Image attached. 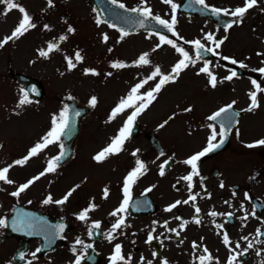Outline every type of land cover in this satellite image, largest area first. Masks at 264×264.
<instances>
[{
  "label": "rangeland",
  "instance_id": "rangeland-1",
  "mask_svg": "<svg viewBox=\"0 0 264 264\" xmlns=\"http://www.w3.org/2000/svg\"><path fill=\"white\" fill-rule=\"evenodd\" d=\"M214 1L224 5L233 2V0ZM16 2L21 4L32 17L34 27L0 46V168L11 165V178L15 181L13 185L35 176L51 157L59 154L60 142H56L46 146L41 155H36L32 159L30 157L27 160L28 163H13L26 156L28 150L50 129L51 117L54 114L58 115L64 107L61 102L63 98H75L84 105H90L92 111L83 121L81 133L75 143L74 156L68 163L57 167L53 172L46 173L42 179L34 181V184L23 190L19 196L11 194L10 191L14 188L12 184H0V218L6 220L12 208L18 203H23L43 210L54 217H62L70 221L74 229L67 234V239L59 243L54 252L48 256L33 257L31 255L33 251H31L29 254L31 262L28 263L67 264L72 261L75 253L82 252V245L88 241L86 232L90 222L104 219L110 207L121 201L123 188H120V192L119 186H123L127 171L136 165V160L149 163L151 170L155 171L159 162L168 158V156L158 157L150 149L145 135L141 132L137 137L127 139L117 154H107L99 162L94 159V156L111 142L123 126L124 122L117 115L111 119L109 117L112 108L130 92L133 87L132 81L133 83L136 79H139L137 82L145 81L142 89L150 88L158 76L150 81L145 78L151 76L155 67L159 66L161 72L170 70L181 57L168 43H160V46L156 47L159 43L154 38L151 40L147 37L136 36L128 39L127 43L121 44L117 38L115 39L116 34L110 28L101 22L97 23L99 19L88 0H53L51 6L48 0H16ZM120 2L133 8L143 6V0H120ZM146 3L156 13L165 14L171 19L170 3H165V0H146ZM172 3L177 5L178 0H172ZM22 15L18 9L7 10L6 6L0 3V40L11 34L18 26ZM175 16L186 38L197 36L199 26L197 18H183L177 11ZM45 24L49 27L45 28ZM69 26L74 31L69 32ZM104 35L108 37L106 41L103 39ZM61 36L66 38L61 40ZM49 43H55L58 47L49 51L47 57H41L39 50H47ZM229 45L233 46L236 52L246 51L245 53H248L263 50L264 26H259L256 30L250 26L239 28ZM77 51L83 57L80 61L75 60ZM143 53L148 54L150 61L144 64L146 66L129 64L127 68L121 70L112 67L116 61L137 60ZM66 57L72 59L75 67L71 69L67 67ZM86 68L96 69V74L85 73ZM187 68L182 77L165 88L155 105L145 113L141 124L142 128L157 131V122L162 119V116L170 114L169 119L172 121L160 131L159 135L163 147L167 149V155H172L177 160L175 168L178 174L191 171L190 166L186 165L184 160L190 156L189 154L197 151L206 140L207 130L203 128L205 123L192 124L191 121L202 120L221 102H227H220L223 99L234 98L238 107L244 106L247 103L246 99L249 98L248 91L254 88L253 78L247 77L234 82L235 92L229 90L225 93L219 86L209 88L208 82L203 81L201 76L199 78V72L196 71L199 68L197 61ZM15 73H23L41 81L44 96L40 101L28 98L27 103H19L26 91L14 78ZM250 73L255 74L252 71ZM92 96L97 97V103L94 106L89 103ZM189 105H191L190 111H182ZM173 113L176 115L171 116ZM249 114L251 117H247L244 122V125L250 122L244 132V136L249 137L243 138L244 140L236 137V140L231 142L230 150L223 151L222 155L207 162L204 170L207 173V169L218 165L225 176L227 185L243 182L242 176L245 175L253 185V193L264 197V148L255 150L245 148L247 141L264 136V97L258 109ZM144 121L149 124H145ZM138 147H141L144 152L136 156L132 150ZM210 175L213 176L211 173ZM172 176L163 179L155 193L158 199L164 196L163 201H160L161 207L178 196L185 197L188 194L190 197L193 193L199 194V182H197L198 187L196 185L189 187L188 184L187 191H182L180 187L171 190L170 185L175 181L174 175ZM162 178L157 172L151 179L159 181ZM145 184L148 183H141L139 187ZM210 184L213 186L210 189L214 192L212 202L219 201L220 196L225 197L228 194L234 196L231 194V188L226 187L224 190L217 188L213 178ZM105 187L109 189V192L107 199L104 200L101 195ZM70 189L74 190L63 206L55 203H42L48 194L56 200ZM243 189L242 186L241 190ZM241 190L236 189L239 194L238 200L241 199ZM180 191L182 193H179ZM101 201H104L102 205H100ZM90 203H95L97 206L92 209L93 217L87 221L77 219V214ZM195 203L197 204V202L188 204V208L182 210L185 213L182 214L187 219H192L195 215L196 212L193 209ZM176 216L175 219L178 222L179 219ZM157 217L163 218L165 215L160 212ZM105 220L107 226L114 221V219ZM190 221L187 233L182 237L184 240L177 241L171 235L172 239L166 241L169 247L163 249L161 255L155 254V259L152 257V251L150 253L148 250V248L152 249V246L146 248L147 245L145 246L142 241L143 234L136 238L132 237L133 240L120 238L119 240H126L125 251L131 257L130 264H137L136 261L141 254H148L143 264H147L149 260L154 261L152 264H161L165 258L170 261V264H199L198 257L201 253L190 246L191 240L201 242L199 232L208 234L203 236L207 242H202L214 250L215 260L223 263L224 249L220 243V236L216 234L214 228H211V221L204 220L202 225ZM251 224L250 221L241 219L233 235L234 238L240 241L242 238L240 231L241 233L247 229L254 231L258 227L257 223L251 222ZM173 226L178 225L173 223ZM199 227L202 228L201 231ZM124 233L120 232L121 235ZM77 238L82 240L83 244L76 243ZM113 242L104 240L98 243V247L101 252H108L111 248L110 243ZM18 244L15 238H9L6 235L5 225H0V264H14L13 255ZM37 245L38 242L33 241L31 250ZM73 247L76 248L75 253L72 251ZM134 254L136 259L134 257L133 262L132 255ZM125 258L127 261L128 257L125 256ZM125 261L123 264H127Z\"/></svg>",
  "mask_w": 264,
  "mask_h": 264
},
{
  "label": "flooded vegetation",
  "instance_id": "flooded-vegetation-1",
  "mask_svg": "<svg viewBox=\"0 0 264 264\" xmlns=\"http://www.w3.org/2000/svg\"><path fill=\"white\" fill-rule=\"evenodd\" d=\"M244 3V0H233V2L224 5V4H217L214 0H205V4L208 5V8L213 7H219V8H225L228 9L229 12L234 10L237 6H242ZM203 5H199V16H197V20L199 22V26L197 27V36L196 39L201 40L202 43H205L207 47H213L212 43L210 41H207L205 37V33H212L215 39L220 40L221 44L219 48H214V51H212V54H210L207 51L201 50V57L197 60L199 64L198 71L201 67H203L204 63L207 62L210 72L215 75L216 77V86L221 87V90H223L225 93H227L229 90L235 92V86L234 82L236 80H242V78L251 77L255 80L259 81L264 87V73H261L258 71L259 68L264 67V52H236L235 48L233 46H230V41L233 40V37L236 35L239 28L250 26L254 30H256L259 26H264V0H258L257 4L254 5L252 8L248 9L245 13V15L240 19V22H235L237 18L232 17L231 15L221 13L216 18H208L203 13ZM228 25L227 28L225 26ZM179 31L182 32L180 28H178ZM177 29V30H178ZM119 35L122 33L118 32ZM184 33V32H183ZM134 36V35H129ZM154 36V35H153ZM186 37V36H185ZM187 41H192V38H186ZM190 55L192 58H195V53L193 51V48L189 47ZM216 52H219L220 55H216ZM253 53V54H251ZM206 55L210 56V58H204ZM228 56L232 59H235L238 63H232V59L224 60L223 57ZM243 63V67L241 66V63ZM235 67H238L240 72H243V75L240 77H236V75L231 79H224V77L231 74L232 71H235ZM255 67V68H254ZM254 70V71H253ZM250 71L254 72L255 74H251ZM201 76V79L203 81L208 82L207 86L210 88L213 87L209 83V76L207 73L200 72L199 71V78ZM218 90V89H217ZM215 90V91H217ZM244 99V98H243ZM221 101H227V102H221ZM232 101H235V99H223L220 100V105L214 108L212 111H210L208 114H206L202 120L199 122L191 121V123H199L204 124V129L207 130L208 135L207 137H210L212 135L213 128H215L216 131V137L215 139H219V132L221 126L215 123L212 120H209L208 117L218 110L220 107L231 103ZM246 102L248 103L249 100L246 99ZM155 103V102H154ZM153 103V104H154ZM247 103L244 105L246 106ZM243 106V107H244ZM233 107L241 110L242 115L237 118V124L231 131L230 136V143L228 148L225 150L229 151L232 140H236V137H241L242 139H247L249 136L245 137L244 132L247 129V127L250 125V122L247 125H244V122L246 121L247 117L250 118L249 110L245 108H239L236 104V102L233 104ZM232 115V120L235 119L236 115L234 111H230ZM137 122L142 123L144 117L137 116ZM160 121L157 123V131L158 135L160 134V131H162L168 123H170L172 120L169 119V115L166 114L165 116L161 117ZM167 120V123L164 124L163 122ZM144 123H148L147 121H144ZM163 124V126H160ZM209 125H212L213 128H210ZM160 137V135H159ZM243 139V140H244ZM250 141H247L245 144V148L248 150H255L248 146V143ZM150 149L154 151L152 146L149 144ZM137 153L144 152L141 147L135 148ZM223 150V151H225ZM222 151V152H223ZM155 152V151H154ZM167 152V149L164 148L163 154ZM222 152L216 154L214 157L208 159L205 163L199 164V215L201 213L205 212H217V216H213L216 221V228L215 232L217 234L224 235L225 233L229 236V242L234 241V233L236 230V227L240 223V220L243 219L245 221L257 223L258 227L254 230H244L242 233L240 231V234L242 235V238L240 242L237 244L240 245V247H236L237 244L233 245V249L231 248L230 251L227 249L224 244L221 246L224 247V254L223 256L229 257L230 255L236 256V261L234 264H264V197L263 196H257L253 193L252 189V183L250 180L246 178L245 175H243V182L240 183H232L228 184L225 180V176L222 174V171L218 168V165H214L211 169H207V174H204L205 172V164L213 159H216L220 155H222ZM210 173L213 175L211 176ZM153 178L150 174L146 173L145 170H142V173L138 176V178L134 182V189L135 193L132 198H139L140 196L144 194H148V197L143 199L140 205L135 207L133 214L131 215L127 209H126V216L131 219L129 222H125L123 226L120 228L125 229L131 237L136 238L143 234V242L146 246H152L153 249L157 250L159 248L161 251L166 246L167 235H174L175 239L177 241H182V234L179 233L177 235L175 232L170 231L171 226H173V223H176L178 226L181 224V221L184 219V216L182 214V210L187 208V203H184L183 201H186V197L178 196L173 199V202L179 200L181 201L180 204L175 205L170 211L167 210L168 205H163L161 207L160 201H163L164 196L160 199L157 198V195L155 194L158 190V187L160 186V182H157L156 180H152ZM211 178L214 179V184L217 188L220 190H224L226 187L231 188V194L234 196H220L219 201H209L208 199H204V194L209 195L210 192L207 190L204 191V183L206 182L210 184ZM221 182L223 183V187H221ZM140 183H148L145 184L143 187L136 188ZM212 186V185H211ZM244 187L243 190H241V187ZM175 187H180L182 191H187V186L185 184H176ZM174 187V188H175ZM213 187V186H212ZM166 188V187H165ZM145 189H150L149 191H145ZM236 189H240L242 191L241 199H239V194ZM180 191L179 193H182ZM213 197V196H212ZM150 200L154 203L152 206V203H150ZM104 201L100 202V205H102ZM243 205V207H241ZM118 208V207H117ZM163 213L165 217L158 218L157 214ZM89 214H92V209L88 212ZM112 213V212H111ZM111 213H109L104 219L101 221V226L108 229L109 226L106 225L105 219H117L119 215H123L122 213H119L118 215L114 216ZM228 213H231V215H226ZM247 214V215H245ZM176 217L179 219L178 222L175 219ZM223 219H226L227 225L223 226ZM165 221H167V225H165ZM256 221V222H255ZM258 221V222H257ZM217 224L221 225V227H217ZM174 226V227H178ZM257 229L260 230V232H257ZM201 231V229H199ZM149 233L152 234V237L155 235H159L162 238V241H157L155 239H152L151 241L148 240ZM201 232H199V240L201 242H207V239L204 238ZM244 237H247V240L244 239ZM155 243H158L159 245H156ZM206 244V243H205ZM249 244H251V247H249ZM201 249V246H200ZM244 249H247L245 252ZM160 254V253H159ZM144 254H141L140 257L137 259V264H143L145 262V259L141 260V257H144ZM133 262L136 259L135 254L132 255ZM135 257V259H134ZM249 262V263H247ZM97 264L103 263L107 264V259H101L96 262ZM110 264V260L109 263ZM208 264V262H207ZM211 264H222L220 261H213L211 260ZM228 264V261H227Z\"/></svg>",
  "mask_w": 264,
  "mask_h": 264
},
{
  "label": "snow or ice",
  "instance_id": "snow-or-ice-1",
  "mask_svg": "<svg viewBox=\"0 0 264 264\" xmlns=\"http://www.w3.org/2000/svg\"><path fill=\"white\" fill-rule=\"evenodd\" d=\"M111 2L114 5H118L120 8L125 7V5L120 2V0H111ZM195 2L200 4V5H203L205 7H209L208 5L205 4V0H195ZM257 2H258V0H244V3L242 6H237L234 10H232L230 12L228 9L219 8V7H213L212 12L217 16H219L221 13L231 15L232 17L237 18L235 22L239 23L240 19L245 15L246 11L248 9L252 8L254 5H256ZM0 3L4 4L6 6L7 10L18 9L23 14L22 19L19 21L18 26H16L13 29L11 34L5 36L2 40H0V46H2L7 41L12 40L14 38H17L19 35H22L23 32L26 31L27 29L34 27V24L32 23V17L27 13L25 8L21 4L16 2V0H0ZM52 3H53V0H48V4L50 6L52 5ZM165 3L171 4L172 16H171L170 21L167 19L161 18V16H159V15L153 16V13L151 12L149 6L146 3V0H143V6L131 8L128 11L133 12V13H139L140 16L144 17V18L152 17L158 23V25H160L164 28H167L169 31H173V25L176 23L175 12H176L177 5L175 3H172V0H165ZM99 22L100 21L97 20V23H99ZM138 23L141 27L144 26V20L143 19L139 20ZM44 27L48 28L49 26L47 24H45ZM112 27H115V25H112ZM227 27H228V25L225 26V28H227ZM68 31L72 32V31H74V29L71 26H69ZM121 31L123 32V29ZM157 34L159 35V33H157ZM205 37H206L207 41H210L212 43L213 47H207L205 45V43H202L201 40H199V39L188 41V43L194 45L195 49H196V58L192 59L189 55V52L186 51L185 48L175 45L172 40L167 39V37H165L164 35L159 36L161 43L167 41L168 44L172 45L176 49V51L179 53L181 58L172 66L170 73L161 72L160 67L156 66L154 71L151 73V76L145 78L147 80V79H151L153 77L158 76L159 80H158V82L155 83L154 86L150 87L149 90L141 93V92H138V90L141 89V87L145 81H141V82L135 84L131 88L128 95L126 97L120 99V101L115 105V107L112 108L111 115H110L109 119L115 117L117 113L121 112L125 108H127L129 106H133V105L135 106V110H133L131 112V114L127 116V119L125 120L123 126L118 130V134L111 139V142L106 147H104L100 152H98L94 156V159L96 161L99 162L103 158H105V156L107 154L116 153V152H119L121 150L125 139L130 134L132 124H133L135 117L138 115V113L140 111H142L145 107H147V105L152 100L155 99L154 93H157L166 82L175 81V79L180 74V72L183 69L187 68L189 66V64H195L196 60L200 59V57H201V50H204L207 52H212V51H214V48L220 47L221 41L215 39L214 36L212 35V33H205ZM65 38L66 37H64V36L60 37L61 40L65 39ZM103 39L106 41L108 39L107 35H104ZM159 46H160L159 44L156 45V47H159ZM57 47H58L57 44L49 43L47 46V50H45V49L39 50V55L41 57H47L49 54V51L56 49ZM109 51H111V49H109ZM216 55H220V53L216 52ZM66 59L68 61L67 67L69 69L75 67V64L73 63L71 58L66 57ZM82 59H83V57L81 56L80 52L77 51L75 53V60L80 61ZM223 59L229 60L232 58H230L228 56H224ZM149 62L150 61L148 59V54L143 53L133 63H135V64H148ZM232 63L235 64L238 62L235 59H232ZM239 63H241L242 67L244 66L242 62H239ZM124 66H125L124 63L121 61H116L112 64V67H114V68H119V67H124ZM84 71H85V73L96 74V69H94V68H86V69H84ZM199 71L207 73L209 76V83L213 87H215L216 82H217L216 77H215V75H213L210 72L207 62L204 63L203 67H201L199 69ZM258 71L261 73H264V67L259 68ZM235 75H236V72L232 71L231 74L224 77V79L231 80ZM252 84L255 86V88L257 90H260V85L257 84V82L255 80L252 81ZM250 100H251V104L249 106L250 109L258 106L257 91H252L250 93ZM137 101L139 102L138 104L136 103ZM27 102H28L27 95L25 94V95L21 96L19 103L24 104ZM89 103L94 106L97 103V97L92 96L90 98ZM234 103H235V101H232L231 103L220 107L218 110L213 112L208 117V119L212 120V121H216L217 119L222 120L220 132H219L220 143H223V139H224V137L228 131L227 125L232 122V115L233 114H231L229 110L232 109V106ZM190 110H191V105L182 109V111H184V112H188ZM175 115L176 114L173 113V116H175ZM163 123L166 124L167 120L164 121ZM160 126H163V124H161ZM209 127L213 128L212 125H209ZM69 129H70L69 108L67 105H65L61 109V111L59 112L58 115L54 114L51 117L50 129L40 138L39 141H37L28 150L27 155L22 157L21 159L13 161V163L14 164H23L25 161H27L33 155L39 154L49 144L60 142L61 136L67 134ZM215 137H216V131H215V128H213L212 135L208 139L207 146L204 147L201 151L195 152L194 154L190 155L189 157H187L184 160V163L186 165H189L191 168V171L188 172V174L183 177V179L188 182L189 187H191V185H192L193 176L198 175L197 162L206 153L212 151L216 147H219V143L213 142ZM254 145H264V139L254 141L253 144L249 145V147H252ZM64 155H65V146L63 143H60L59 154L51 157L47 161L46 167L43 169V171H41L38 174V176H33L32 178L27 180L25 183L20 184L18 186V188L14 192H12L11 194L13 196H19L20 193L23 190L27 189L29 187V185H31L36 179L39 178V176H44L46 173H50V172L55 171V169L58 167L59 162L63 159ZM161 155H163V153H161ZM167 162L168 161L165 160L160 165L159 171H160L161 175L164 174V170H165L164 166H165V164H167ZM10 167H11V165L0 168V180L5 181L7 183H12V181L10 179H8V176H7V173L9 171ZM142 170H146L145 164L143 161L137 159L136 160V166L134 168H132L127 173V175L124 177V180H123V201L120 203L118 208L113 210V212L111 213L112 215L116 216L119 213H122L125 211V209L127 208L128 204H129V200L131 198V193H130L131 185L135 182V180L138 178V176L142 173ZM221 187H223L222 182H221ZM73 190L74 189H70L64 196H62L60 199H56V200H53L52 195L48 194L45 197V199L42 201V203H44V204H48V203L64 204L68 200V198L71 195V192ZM149 190L150 189H145L146 192ZM108 192H109V189L107 187H105L103 189V196L105 198L107 197ZM189 199L194 200L195 197L190 196ZM183 202L187 203L188 201L186 200ZM180 203H181V201H179V200L175 201L174 204H170L167 206V210L170 211L173 207H175V205L180 204ZM96 207L97 206L95 205V203H90L86 208H84L83 210H81L77 214V218L82 220V221L87 220L88 219V212L91 209H95ZM241 207H243V205H241ZM195 211L197 213H199V211H200L199 207H197L195 209ZM210 215L217 216L218 213L213 211L210 213ZM226 215L230 216L231 213H228ZM245 215H247V214H245ZM198 222L199 221L197 219V223ZM100 223L101 222L99 220L92 221V225L94 228H99ZM124 223H125L124 216L119 215L118 218L115 220V223H113L111 225V232H109L107 234L109 240H111L113 238L112 233L116 232L117 229H119L121 226L124 225ZM164 223H165V225H167V221H165ZM5 224H6V220L3 218H0V225H5ZM12 225H13L14 230H17V231H24L26 228L27 229H33L34 227H36L35 220L32 218V215L29 213H18L17 216L15 218H13ZM179 227L183 228L184 224L181 223L179 225ZM217 227L219 228V227H221V225L217 224ZM41 230L43 231V229H41ZM63 230H64L63 224L56 225L55 232L52 234H59ZM170 231L175 232L176 230L170 229ZM257 232H260V230L257 229ZM176 234L179 235V233H176ZM261 234H264V233H261ZM50 235L51 234H49L47 231H45V238L46 239H49ZM89 235L90 236L92 235L91 231H89ZM152 239H153L152 234L149 233L148 240L151 241ZM244 239L247 240V237H244ZM223 241L226 245L229 244V236L226 233L223 236ZM76 243L83 244V241H81L79 238H77ZM195 246H196L195 242H193V247H195ZM236 247H240V245L237 244ZM249 247H251V244H249ZM36 251L38 252V251H40V249L37 248ZM72 251L75 253L76 248L73 247ZM244 251L246 252L247 249H244ZM204 253L205 254H202L198 257L199 264H206V262H210L213 259L212 256L210 254H208L207 248H204ZM19 255L21 256V258H23L24 253H20ZM31 255L33 257H35V252H33ZM153 255H155V252L153 253ZM125 259H126L125 256L122 254V245L120 243H116L114 246V251L110 257V264H118V262L125 261ZM127 259L130 260V255ZM141 260H143V257H141ZM80 261H81V255H77L75 260L72 262V264H80ZM235 261H236V256L230 255L228 257V264H234ZM147 264H152V261L151 260L147 261ZM162 264H167V261L163 260Z\"/></svg>",
  "mask_w": 264,
  "mask_h": 264
},
{
  "label": "water",
  "instance_id": "water-1",
  "mask_svg": "<svg viewBox=\"0 0 264 264\" xmlns=\"http://www.w3.org/2000/svg\"><path fill=\"white\" fill-rule=\"evenodd\" d=\"M89 1L92 5L95 6V8L98 11L99 15L101 16V18H103L104 20H107L109 22H116L110 15L111 10H112V8L110 6H112V5L107 3L106 0H103V2H101V0H89ZM126 12L132 13L128 10H126ZM14 76L17 80L21 81L26 86L28 93L32 96V98L39 99L40 97L43 96L44 91H43L42 85L38 81H36L35 79H33L31 77L23 75V74H15ZM69 107H70V109L77 108L78 105L75 101H70ZM81 112L83 115V114H86L87 111L85 109H81ZM80 122H81L80 117L78 119H74L72 113L70 114V124L73 123L75 125L76 131L79 130ZM74 138H75V135L70 139H65L66 140L65 154L71 153ZM24 246H25V244L23 245V247Z\"/></svg>",
  "mask_w": 264,
  "mask_h": 264
},
{
  "label": "bare ground",
  "instance_id": "bare-ground-1",
  "mask_svg": "<svg viewBox=\"0 0 264 264\" xmlns=\"http://www.w3.org/2000/svg\"><path fill=\"white\" fill-rule=\"evenodd\" d=\"M163 92V91H162ZM153 105V104H152Z\"/></svg>",
  "mask_w": 264,
  "mask_h": 264
}]
</instances>
